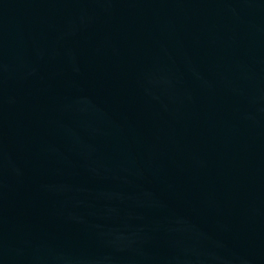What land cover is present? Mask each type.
<instances>
[{
    "label": "water",
    "instance_id": "1",
    "mask_svg": "<svg viewBox=\"0 0 264 264\" xmlns=\"http://www.w3.org/2000/svg\"><path fill=\"white\" fill-rule=\"evenodd\" d=\"M0 264H264V0H0Z\"/></svg>",
    "mask_w": 264,
    "mask_h": 264
}]
</instances>
